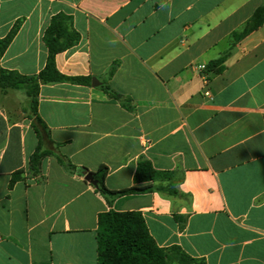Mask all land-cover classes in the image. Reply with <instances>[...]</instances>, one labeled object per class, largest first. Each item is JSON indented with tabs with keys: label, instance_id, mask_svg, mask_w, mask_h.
<instances>
[{
	"label": "crops",
	"instance_id": "0c3cea01",
	"mask_svg": "<svg viewBox=\"0 0 264 264\" xmlns=\"http://www.w3.org/2000/svg\"><path fill=\"white\" fill-rule=\"evenodd\" d=\"M261 5L0 0V40L18 25L0 70L37 75L44 33L64 14L79 41L55 56L56 69L90 79L40 85L37 95V115L75 172L53 156L28 172L38 141L26 98L0 91V264H97V216L109 207L78 170L107 167L111 191L143 187L133 182L141 158L173 173L176 194L122 196L112 210L139 212L157 246L205 264H264V26L232 37ZM222 56L219 72L207 69ZM103 86L130 98L133 111Z\"/></svg>",
	"mask_w": 264,
	"mask_h": 264
},
{
	"label": "trees",
	"instance_id": "16d2710c",
	"mask_svg": "<svg viewBox=\"0 0 264 264\" xmlns=\"http://www.w3.org/2000/svg\"><path fill=\"white\" fill-rule=\"evenodd\" d=\"M70 18L64 14L53 16L44 33L43 42L47 49V59L44 68L33 76L21 75L15 71L0 70V91L8 90L23 92L28 110H24L36 135L38 145L28 162V172L36 176L41 161L46 156H53L67 171H77L69 160L61 155L58 148L61 144L50 140L49 132L43 121L37 115V95L40 85L53 83H70L77 85H90V79L85 77H69L61 74L55 66V56L79 41V34L70 28ZM264 26V5L258 7L242 30L233 33V40H239L259 27ZM18 30V25L12 27L8 34L0 40V55L6 50ZM224 56L210 63L207 69L219 72L218 66L223 62ZM117 64L111 65L108 77L115 72ZM104 91L116 100L122 108L133 111L130 98L124 97L103 86ZM90 173L97 182L95 191L104 199L109 210L98 214L96 229L97 264H205L202 260L194 259L185 254L179 247L171 246L161 248L157 246L149 235L144 219L139 212H116L112 210L113 202L122 196L142 194L151 191L165 192L175 195L172 172L156 171L146 159H139L133 175V182L149 183L143 187H130L119 191H111L105 186L107 167L101 166L96 172H89L80 168L78 172ZM22 171L16 172L11 184L20 178Z\"/></svg>",
	"mask_w": 264,
	"mask_h": 264
},
{
	"label": "water",
	"instance_id": "95a60500",
	"mask_svg": "<svg viewBox=\"0 0 264 264\" xmlns=\"http://www.w3.org/2000/svg\"><path fill=\"white\" fill-rule=\"evenodd\" d=\"M99 84H100V83L97 82L95 79L92 80V86H93V87H96V86H98ZM84 180H85L86 182H88L89 184H91L94 188L97 187V182L93 179L92 174H90V173H85V175H84Z\"/></svg>",
	"mask_w": 264,
	"mask_h": 264
},
{
	"label": "built area",
	"instance_id": "2783aa9c",
	"mask_svg": "<svg viewBox=\"0 0 264 264\" xmlns=\"http://www.w3.org/2000/svg\"><path fill=\"white\" fill-rule=\"evenodd\" d=\"M199 68L204 69L203 67H199ZM204 95H205L206 97H210V94H209L208 91H206V92L204 93Z\"/></svg>",
	"mask_w": 264,
	"mask_h": 264
}]
</instances>
